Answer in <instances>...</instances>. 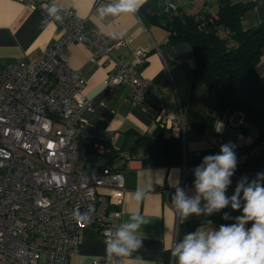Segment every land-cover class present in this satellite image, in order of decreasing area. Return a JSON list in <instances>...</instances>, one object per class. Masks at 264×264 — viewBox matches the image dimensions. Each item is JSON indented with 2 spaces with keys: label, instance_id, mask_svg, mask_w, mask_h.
<instances>
[{
  "label": "built area",
  "instance_id": "2783aa9c",
  "mask_svg": "<svg viewBox=\"0 0 264 264\" xmlns=\"http://www.w3.org/2000/svg\"><path fill=\"white\" fill-rule=\"evenodd\" d=\"M17 1L52 21L57 36L34 59L0 65V264H67L84 227L97 226L104 240L107 230L115 235L126 193L120 169L87 165L88 147L97 153L114 149L116 133L83 122L89 101L84 80L67 64L68 47L82 44L100 60L129 40L89 29L74 9L58 6L56 0ZM53 4L60 20L49 15ZM163 5L165 11L174 8L171 0ZM144 61L141 51L130 64L118 58L105 87L111 90L127 81L131 102L143 106L149 95H158L138 70ZM178 106L175 113L161 105L151 116L157 127L182 137ZM216 147L219 154L221 146ZM246 152L252 163L236 165L232 178L252 181L264 173V133ZM111 202L119 209L110 210ZM77 211L80 217L74 215Z\"/></svg>",
  "mask_w": 264,
  "mask_h": 264
},
{
  "label": "crops",
  "instance_id": "0c3cea01",
  "mask_svg": "<svg viewBox=\"0 0 264 264\" xmlns=\"http://www.w3.org/2000/svg\"><path fill=\"white\" fill-rule=\"evenodd\" d=\"M228 1L231 4H249L239 20L243 29L264 22V0ZM116 2L56 0L58 6L74 9L89 29L129 40L123 49L112 52L108 59L100 60L94 59L82 44L68 47L67 64L84 80V94L89 101L82 120L88 125H98L115 132V148L112 149L122 152L132 145L134 133L149 135L155 130L156 124L151 116L154 109L165 105L178 113L179 104L184 121L183 136L180 137L183 158L179 165L148 166L141 159L133 156L125 158L127 154L121 153L112 165L121 170L126 188L118 227L128 222L131 214L142 215L148 223L141 225L137 235L143 239L144 246L131 257H113L109 261L103 236L97 226L89 225L81 230L77 252L69 257L67 264H89L91 261H102L104 264H165V254L170 253L173 257L172 248L187 233L200 228L219 230L221 225H226L223 209L210 215L202 212L184 218L173 206L176 188L183 189L188 197L196 195L194 170L202 164L205 156L217 154V144L234 145L237 165L252 163L246 149L264 133V126L250 129L249 126L254 123H244L239 111L221 113L209 107L205 84L193 78L194 60L189 43L172 41L167 30L141 18L137 11L100 16L101 7ZM56 36L55 24L37 11L17 0H0V65L34 59ZM136 51L145 55V61L138 67L139 72L158 89V95H149L143 106L131 102L132 85L129 82H122L111 90L105 87L106 75L114 61L121 58L124 64L133 63ZM255 70L264 77V48ZM211 139L218 141L217 144ZM98 165L99 162L92 167ZM138 189L144 192V198L139 202L134 198ZM205 203L201 200L202 208ZM109 209L117 210L119 207L111 202ZM248 227H251V222L246 225ZM175 262L177 264L176 258Z\"/></svg>",
  "mask_w": 264,
  "mask_h": 264
},
{
  "label": "trees",
  "instance_id": "16d2710c",
  "mask_svg": "<svg viewBox=\"0 0 264 264\" xmlns=\"http://www.w3.org/2000/svg\"><path fill=\"white\" fill-rule=\"evenodd\" d=\"M163 1L145 0L137 10L138 15L167 30L172 41L189 43L194 60L193 78L205 84L209 107L221 113L239 111L244 123L262 120L264 125V77L255 70L264 48V22L249 29L241 27L239 20L249 8L248 3L213 0L216 6L213 11L187 13L178 0H171L174 8L165 11ZM123 152L127 154L125 158L136 157L144 165L169 167L181 164L183 144L179 135L156 126L149 135L134 133L133 143L126 151L106 147L97 153L90 145L87 165L99 162L94 170L100 166L111 167ZM242 179L245 178L230 177L227 197L234 194ZM242 195L241 209L233 210L230 204L223 209V216L227 213L230 217L225 220L226 225L236 223L235 218L242 214ZM165 255V264H176L170 253Z\"/></svg>",
  "mask_w": 264,
  "mask_h": 264
},
{
  "label": "clouds",
  "instance_id": "9594fccd",
  "mask_svg": "<svg viewBox=\"0 0 264 264\" xmlns=\"http://www.w3.org/2000/svg\"><path fill=\"white\" fill-rule=\"evenodd\" d=\"M145 0H117L114 4L99 9L101 17L135 13ZM49 15L60 20L59 9L53 4L48 9ZM237 165L234 145L224 144L220 153L207 155L201 165L195 168L194 185L196 195L186 196L183 189L177 187L173 197L174 209L180 216L187 218L191 214H212L226 208L229 204L233 210L241 209V193L244 201L242 214L237 216L236 223L221 225L219 230L197 229L187 233L181 242L172 248L171 254L177 264H264V173L248 182L242 179L231 197L226 190L231 184ZM136 201L144 198V192L137 190ZM201 200L205 201L203 208ZM76 217L81 214L77 211ZM88 214L85 213L84 216ZM225 220L230 219L225 213ZM251 222V227L246 225ZM148 221L140 214L133 213L128 222L122 223L115 235L106 232V253L109 261L113 257H131L144 246V241L137 235L142 224ZM137 260L139 258L137 257Z\"/></svg>",
  "mask_w": 264,
  "mask_h": 264
},
{
  "label": "rangeland",
  "instance_id": "374dc122",
  "mask_svg": "<svg viewBox=\"0 0 264 264\" xmlns=\"http://www.w3.org/2000/svg\"><path fill=\"white\" fill-rule=\"evenodd\" d=\"M178 3L183 7L184 11L187 13L190 12H198L202 10L213 11L215 9V4L213 0H178ZM220 35H224V31L219 32ZM262 120L251 124L249 126L250 129H261L263 127Z\"/></svg>",
  "mask_w": 264,
  "mask_h": 264
},
{
  "label": "water",
  "instance_id": "95a60500",
  "mask_svg": "<svg viewBox=\"0 0 264 264\" xmlns=\"http://www.w3.org/2000/svg\"><path fill=\"white\" fill-rule=\"evenodd\" d=\"M227 112H231V111H227Z\"/></svg>",
  "mask_w": 264,
  "mask_h": 264
}]
</instances>
